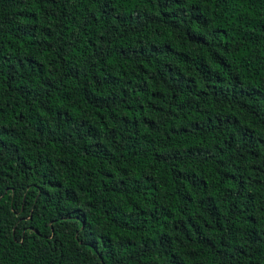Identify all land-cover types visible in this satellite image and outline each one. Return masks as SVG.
<instances>
[{"label":"trees","instance_id":"obj_1","mask_svg":"<svg viewBox=\"0 0 264 264\" xmlns=\"http://www.w3.org/2000/svg\"><path fill=\"white\" fill-rule=\"evenodd\" d=\"M0 264H264V0H0Z\"/></svg>","mask_w":264,"mask_h":264}]
</instances>
